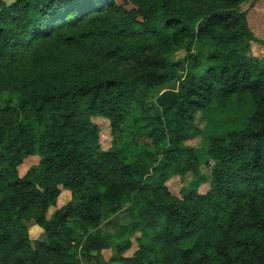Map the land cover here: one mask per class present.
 Instances as JSON below:
<instances>
[{"label":"trees","instance_id":"1","mask_svg":"<svg viewBox=\"0 0 264 264\" xmlns=\"http://www.w3.org/2000/svg\"><path fill=\"white\" fill-rule=\"evenodd\" d=\"M119 1L0 0V95H18L16 107L0 101V264H264V60L244 54L256 41L238 11L246 0H213L186 16L167 13L174 0H128L136 11ZM194 42L211 52L191 53ZM170 47L186 60L171 63ZM113 59L130 72L100 75ZM172 82L176 90L160 93ZM245 94L254 112L208 140L205 175L185 145L195 120L211 102ZM95 116L121 153L99 150ZM35 155L20 178L17 167ZM188 173L195 189L172 195L166 183ZM62 192L69 201L48 216ZM29 217L43 240L28 238ZM113 217L128 223L116 238L100 234ZM137 232L139 250L123 257Z\"/></svg>","mask_w":264,"mask_h":264},{"label":"rangeland","instance_id":"2","mask_svg":"<svg viewBox=\"0 0 264 264\" xmlns=\"http://www.w3.org/2000/svg\"><path fill=\"white\" fill-rule=\"evenodd\" d=\"M119 3H124V8L127 11H136L137 8L130 1L120 0ZM213 3V0H174V4L170 5L172 9L167 12L168 14L176 15H189L193 12H198L200 10L208 9ZM206 11V10H205ZM239 12H244L246 15V21L248 29L255 38L256 41H250L247 43V49L244 54L251 59L264 60V0H246L239 7ZM164 15L162 10H153V16L158 19L160 16ZM107 18L102 20V23ZM68 33H79V29L72 28ZM89 41V38L82 40ZM186 44V43H184ZM71 51L73 54L78 56L79 45L72 44ZM189 51L191 53H200L203 56L208 55L211 52V45L207 43L194 42L190 45ZM166 56L169 57L171 63L184 62L187 58L188 53L182 48L170 47L167 49ZM131 63L125 62L123 60L113 59L108 61L100 75H110V76H123L130 72ZM35 71H41L40 68H35ZM95 71L91 70L88 74L85 73L84 77L95 76ZM160 93L165 90H176L177 83L172 82L167 86L162 87ZM18 95L3 93L0 95V101L4 99H12V106H17ZM254 112L253 102L248 94L243 95L241 98L235 96L230 97L227 101L217 102L213 101L207 107L204 115L198 116L195 120V126L198 129L197 134H194L191 138L185 141V145L194 149L196 156L198 158L201 167L208 162L207 157V142L212 137L221 138L227 134L240 130L247 122L248 118ZM92 125L99 129V150L101 152H111L119 154L123 151L122 142L117 140V136L110 132V126L107 120L101 118L100 116H95L92 119ZM145 131L140 132V135H145ZM39 162L38 156H30L26 158L23 163L17 167L18 175L22 178L28 170L36 166ZM203 173L207 174V169L205 166L202 167ZM197 184L196 178L191 174H186L183 178L173 177L166 186L170 193L174 196H180L181 189L185 188L188 190H194ZM208 190L206 184L200 185L197 188L198 194H204ZM70 199L68 193L62 192L57 198L55 206L49 210L48 216L55 210L64 206ZM128 223L127 218H108L105 219L99 226L98 231L100 234H107L111 237H117L119 234L118 226L125 225ZM24 226L27 229L28 238L32 243L35 241H41L44 239L42 228L35 222L32 217L28 220L23 221ZM91 233H95L92 230ZM140 236L137 232L133 237H125L129 241L130 247L128 250L122 253L123 257L130 258L132 255L139 250V242L136 240ZM111 241V240H110ZM192 240H186L181 243L183 248H189L192 245ZM115 255L114 249L110 246L108 250L102 252V257L104 261H108L110 257Z\"/></svg>","mask_w":264,"mask_h":264}]
</instances>
